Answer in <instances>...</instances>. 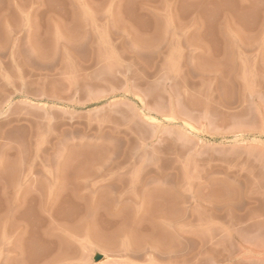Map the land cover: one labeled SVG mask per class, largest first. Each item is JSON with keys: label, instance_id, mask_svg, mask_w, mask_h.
I'll return each instance as SVG.
<instances>
[{"label": "rangeland", "instance_id": "rangeland-1", "mask_svg": "<svg viewBox=\"0 0 264 264\" xmlns=\"http://www.w3.org/2000/svg\"><path fill=\"white\" fill-rule=\"evenodd\" d=\"M0 264H264V0H0Z\"/></svg>", "mask_w": 264, "mask_h": 264}]
</instances>
